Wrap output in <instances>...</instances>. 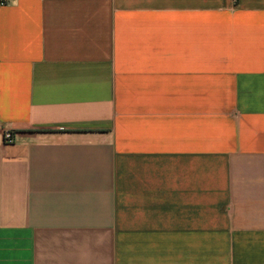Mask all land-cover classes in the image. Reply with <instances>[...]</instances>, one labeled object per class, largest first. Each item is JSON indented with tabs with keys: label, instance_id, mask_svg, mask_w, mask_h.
Returning a JSON list of instances; mask_svg holds the SVG:
<instances>
[{
	"label": "crops",
	"instance_id": "1",
	"mask_svg": "<svg viewBox=\"0 0 264 264\" xmlns=\"http://www.w3.org/2000/svg\"><path fill=\"white\" fill-rule=\"evenodd\" d=\"M6 1L0 264H264V0Z\"/></svg>",
	"mask_w": 264,
	"mask_h": 264
},
{
	"label": "built area",
	"instance_id": "2",
	"mask_svg": "<svg viewBox=\"0 0 264 264\" xmlns=\"http://www.w3.org/2000/svg\"><path fill=\"white\" fill-rule=\"evenodd\" d=\"M2 4H6V0H1ZM3 142L5 144H13L15 142V138L13 135V131L11 129L3 130Z\"/></svg>",
	"mask_w": 264,
	"mask_h": 264
}]
</instances>
